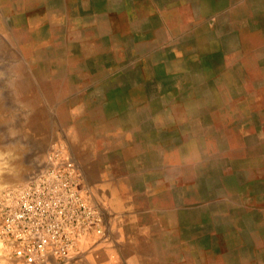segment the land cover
<instances>
[{
	"label": "rangeland",
	"instance_id": "rangeland-1",
	"mask_svg": "<svg viewBox=\"0 0 264 264\" xmlns=\"http://www.w3.org/2000/svg\"><path fill=\"white\" fill-rule=\"evenodd\" d=\"M227 1H206L197 23L183 17L172 41L149 42L123 32L112 0H0V217L6 190L13 203L55 144L106 213L85 145L123 140L137 145L125 167L167 181L159 196L183 205L184 264H224L231 234L212 235L225 222L215 225L210 198L221 195L224 218L242 190L264 184V0H234L230 15ZM242 212L255 217L237 208L236 225Z\"/></svg>",
	"mask_w": 264,
	"mask_h": 264
},
{
	"label": "crops",
	"instance_id": "crops-1",
	"mask_svg": "<svg viewBox=\"0 0 264 264\" xmlns=\"http://www.w3.org/2000/svg\"><path fill=\"white\" fill-rule=\"evenodd\" d=\"M206 1L208 0H112L108 11L114 20L121 19L117 24L123 27V32L139 35V39L144 41L170 42L175 38L177 26L182 23L183 17L188 18L187 25L194 23L191 18L195 17L196 23L205 18L209 13L205 8ZM233 2L234 0H228L225 3V10L229 15ZM216 8L210 12L215 13ZM216 15H209V23L213 27L218 22ZM102 142L98 146L100 148L92 142H88L85 148L94 162L91 173L99 169L97 175L94 173V177L89 176V182L96 185L99 190L97 193L106 200L104 233H93L83 240L78 251L68 258L66 264H136L138 257L146 259V264H173L169 260V253L173 251L174 245L177 248V264L179 260L180 264H184L183 219L179 218V209L183 205H178L175 209L167 198L159 196V190L163 194L168 182H145L138 177L142 175L140 171H131L125 167L127 156L130 155L128 151L130 148H137L136 143L132 146L129 144V148H126L123 140L115 141L106 137ZM243 182L247 183L243 180L241 184ZM257 184L253 193L255 196H249L242 190L239 202L227 203L228 212H225L224 218L217 215L216 202L221 201V195L219 197L216 192L210 198L211 206L215 204L216 209L213 218L215 225L216 221L221 224L222 221L225 222L224 228L216 225L212 235L220 237L229 234L224 232L227 229L231 234V244L221 253L223 256H220L225 257L224 264H264V184ZM249 185L254 188V180ZM202 204L203 201L199 203ZM237 208L249 211L255 217H250L249 220L242 212L240 225H236ZM175 234V244H170L175 239ZM0 264L22 263L13 256L1 254ZM216 264L220 262L216 261Z\"/></svg>",
	"mask_w": 264,
	"mask_h": 264
},
{
	"label": "built area",
	"instance_id": "built-area-1",
	"mask_svg": "<svg viewBox=\"0 0 264 264\" xmlns=\"http://www.w3.org/2000/svg\"><path fill=\"white\" fill-rule=\"evenodd\" d=\"M5 192L0 241L22 264H66L80 243L104 233V213L91 198L84 174L63 145L23 185L13 203Z\"/></svg>",
	"mask_w": 264,
	"mask_h": 264
}]
</instances>
